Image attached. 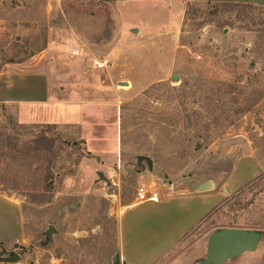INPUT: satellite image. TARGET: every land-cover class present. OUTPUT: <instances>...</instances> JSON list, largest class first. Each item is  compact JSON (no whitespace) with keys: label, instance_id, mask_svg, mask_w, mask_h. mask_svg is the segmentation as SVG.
Here are the masks:
<instances>
[{"label":"rangeland","instance_id":"374dc122","mask_svg":"<svg viewBox=\"0 0 264 264\" xmlns=\"http://www.w3.org/2000/svg\"><path fill=\"white\" fill-rule=\"evenodd\" d=\"M261 9L0 0L1 77L47 65L54 91L52 103L0 102V195L24 212L21 234L0 200V257L19 256L0 264H123L119 218L138 188L173 196L207 181L223 200L158 264H204L209 237L224 229L262 235L256 251L226 264H264ZM18 86L8 95L24 97ZM243 160L260 172L244 186L239 173L235 190L227 181Z\"/></svg>","mask_w":264,"mask_h":264},{"label":"crops","instance_id":"0c3cea01","mask_svg":"<svg viewBox=\"0 0 264 264\" xmlns=\"http://www.w3.org/2000/svg\"><path fill=\"white\" fill-rule=\"evenodd\" d=\"M185 1L195 3L250 4L264 8V0ZM46 68H48L47 65H40L33 72L9 74L4 78L0 75V102L26 105L52 103L51 97L54 93L52 87H50L52 78ZM18 82H24L25 84L18 86ZM17 86L21 93L24 92V97L8 95V92L15 90ZM259 172L260 167L254 161H239L230 175L227 184L232 185V189L236 190L239 187L237 186V176L239 173L245 174L244 182L239 184L240 186H244ZM198 187L190 194L166 196L163 193L157 192L159 198L156 201H136L129 205L125 213L119 218L118 259L123 264L160 263L162 259L217 208L224 198L216 185L204 191H198ZM148 190L156 191L155 189ZM0 200L17 213L22 234L19 206L14 201L1 195ZM161 223H166V226L161 225ZM141 231L145 232V235L149 239L140 241L137 236ZM21 234L18 239L22 238Z\"/></svg>","mask_w":264,"mask_h":264},{"label":"water","instance_id":"95a60500","mask_svg":"<svg viewBox=\"0 0 264 264\" xmlns=\"http://www.w3.org/2000/svg\"><path fill=\"white\" fill-rule=\"evenodd\" d=\"M173 81L178 80L177 75L172 76ZM126 85L127 83H122ZM143 158H139V161ZM146 160L149 169L152 168V161L148 158ZM211 187L209 181L202 183L198 187V191H204ZM54 227L50 226L48 231L45 233L46 240L49 241L51 238V233L54 232ZM262 235L252 231H246L243 229H224L213 233L206 246L207 258L204 264H226V260L241 256L245 253H252L256 251L258 247L259 240ZM15 248L17 244L15 243ZM19 256L15 253L11 257L1 258L0 262H16Z\"/></svg>","mask_w":264,"mask_h":264},{"label":"trees","instance_id":"16d2710c","mask_svg":"<svg viewBox=\"0 0 264 264\" xmlns=\"http://www.w3.org/2000/svg\"><path fill=\"white\" fill-rule=\"evenodd\" d=\"M207 4H212V7L213 9L217 12V11H222V10H225V11H235L236 12V15H239L242 13V11H261V7H257V6H254V5H250V4H238V3H210V2H205ZM190 10L187 9L185 11V16L187 17L188 14H189ZM185 84H183L179 90L183 91V87H184ZM38 137H43V133L39 132ZM200 149V145L199 144H196L194 146V151H197ZM253 182V181H252ZM23 215H24V212H23V208L21 209V212Z\"/></svg>","mask_w":264,"mask_h":264},{"label":"built area","instance_id":"2783aa9c","mask_svg":"<svg viewBox=\"0 0 264 264\" xmlns=\"http://www.w3.org/2000/svg\"><path fill=\"white\" fill-rule=\"evenodd\" d=\"M71 55L74 57L79 56L78 49H72ZM197 59H200V56H196ZM105 66L104 62H95L94 67L96 69H102ZM159 198L157 191H150L145 189L144 187H140L137 189L136 193V201L137 202H147V201H156Z\"/></svg>","mask_w":264,"mask_h":264}]
</instances>
